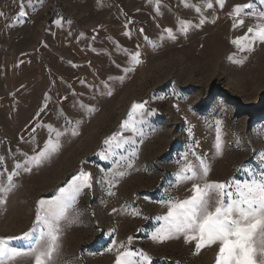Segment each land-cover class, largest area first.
<instances>
[{"label":"rangeland","instance_id":"374dc122","mask_svg":"<svg viewBox=\"0 0 264 264\" xmlns=\"http://www.w3.org/2000/svg\"><path fill=\"white\" fill-rule=\"evenodd\" d=\"M23 2L19 17L20 0H0V186L17 173L0 193V238L31 231L38 202L54 200L83 170L91 187L60 222L53 264H114L121 243L151 264H216L217 245L195 254V242L151 235L164 202L189 198L194 183L264 172V43L250 51L232 43L259 23L245 15L234 28L233 8L255 0ZM144 102L136 131L122 129L133 104ZM49 141L56 151L34 163ZM187 164L199 178L178 180Z\"/></svg>","mask_w":264,"mask_h":264},{"label":"snow or ice","instance_id":"6c2138e0","mask_svg":"<svg viewBox=\"0 0 264 264\" xmlns=\"http://www.w3.org/2000/svg\"><path fill=\"white\" fill-rule=\"evenodd\" d=\"M216 2L223 7L224 0ZM257 4L264 6V0L237 5L231 13L234 17V28L244 24L245 15L259 21L255 26L249 27L243 37L232 41L241 51H250L257 41L264 43V8L259 11L253 10ZM206 7L212 8L213 5L209 2ZM24 9L25 4L20 0L19 17L26 15ZM195 10L199 12L200 8L196 7ZM188 26V23L184 22L180 30L186 31ZM166 31L171 37V30ZM138 56L139 53H136L133 60L136 61ZM146 103L133 104L128 119L121 126L122 129L136 131L138 121L135 117L143 116ZM113 141H119V134L106 140L105 144H111ZM121 143L118 142L116 147H120ZM57 147L56 143L49 141L45 149L33 157L32 161L39 164L42 158L50 152H55ZM215 147L219 152L221 149L219 127ZM196 158L200 161L202 175L207 176L208 167L204 159L199 156ZM2 160L0 157V162ZM16 167L19 168L20 165ZM16 174L11 173L7 176V186H0V193L6 194L11 191L14 186L13 176ZM197 178L199 174L192 164H187L178 176L180 181H194ZM90 187V173L81 170L71 177L65 187L59 189V194L54 200H40L35 225L31 231L19 237L0 238V264H15L17 259L24 256L31 258L34 264H53L60 248V222L67 218L68 210L76 203L83 189ZM191 191L192 195L187 199L180 201L169 199L164 202L167 204V213L157 217L163 223L152 233L151 239L163 242L183 237L186 244L195 242V254H199L204 247L217 245L216 264H264V172L256 174L249 171V178L243 181L233 179L226 183H205L202 187L194 183ZM3 202L0 199V203ZM13 240L29 241L27 249L11 246ZM131 242L132 238L129 237L128 244ZM112 245H116L115 240H112ZM112 250L111 247L107 248L108 252ZM114 264H151V260L143 251L132 250L121 243L117 247Z\"/></svg>","mask_w":264,"mask_h":264}]
</instances>
